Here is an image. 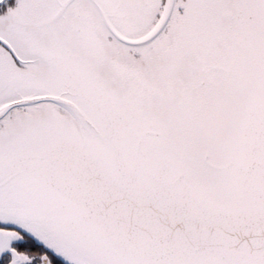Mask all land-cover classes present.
<instances>
[{
	"label": "snow or ice",
	"instance_id": "snow-or-ice-1",
	"mask_svg": "<svg viewBox=\"0 0 264 264\" xmlns=\"http://www.w3.org/2000/svg\"><path fill=\"white\" fill-rule=\"evenodd\" d=\"M0 264H264V0H0Z\"/></svg>",
	"mask_w": 264,
	"mask_h": 264
}]
</instances>
